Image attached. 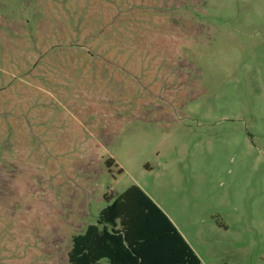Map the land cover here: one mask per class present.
<instances>
[{
	"label": "rangeland",
	"instance_id": "rangeland-1",
	"mask_svg": "<svg viewBox=\"0 0 264 264\" xmlns=\"http://www.w3.org/2000/svg\"><path fill=\"white\" fill-rule=\"evenodd\" d=\"M132 184L264 264V0H0V264H67Z\"/></svg>",
	"mask_w": 264,
	"mask_h": 264
},
{
	"label": "trees",
	"instance_id": "trees-1",
	"mask_svg": "<svg viewBox=\"0 0 264 264\" xmlns=\"http://www.w3.org/2000/svg\"><path fill=\"white\" fill-rule=\"evenodd\" d=\"M101 259L107 264H200L167 214L136 184L116 194L95 223L71 237L67 264H100Z\"/></svg>",
	"mask_w": 264,
	"mask_h": 264
},
{
	"label": "crops",
	"instance_id": "crops-1",
	"mask_svg": "<svg viewBox=\"0 0 264 264\" xmlns=\"http://www.w3.org/2000/svg\"><path fill=\"white\" fill-rule=\"evenodd\" d=\"M143 189V188H142ZM144 190V189H143ZM145 191V190H144ZM146 192V191H145ZM147 193V192H146ZM148 194V193H147ZM149 195V194H148ZM156 203V202H155ZM157 204V203H156ZM158 205V204H157ZM159 206V205H158ZM160 207V206H159ZM161 208V207H160ZM163 210V209H162ZM164 211V210H163ZM165 212V211H164ZM168 216V215H167ZM175 225V224H174ZM179 230V229H178ZM181 233V232H180ZM182 234V233H181ZM183 236V234H182ZM184 237V236H183ZM184 239L187 241V239L184 237ZM188 243V241H187ZM189 244V243H188ZM194 251V250H193ZM104 261V262H103ZM100 264H107V260L106 259H101L100 260Z\"/></svg>",
	"mask_w": 264,
	"mask_h": 264
}]
</instances>
